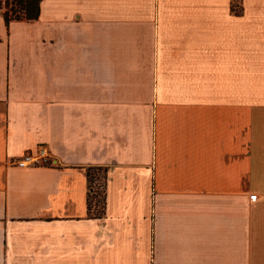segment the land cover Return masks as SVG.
I'll return each mask as SVG.
<instances>
[{"label":"crops","instance_id":"crops-1","mask_svg":"<svg viewBox=\"0 0 264 264\" xmlns=\"http://www.w3.org/2000/svg\"><path fill=\"white\" fill-rule=\"evenodd\" d=\"M0 264H264V0L0 13Z\"/></svg>","mask_w":264,"mask_h":264},{"label":"trees","instance_id":"trees-1","mask_svg":"<svg viewBox=\"0 0 264 264\" xmlns=\"http://www.w3.org/2000/svg\"><path fill=\"white\" fill-rule=\"evenodd\" d=\"M39 3L40 0H0V13L2 14V17L5 22H7L10 19H34L37 18L39 14ZM3 5V9L1 6ZM103 170V179H104V171L105 168L100 166H89L87 167V177L89 180V187H93V173L102 172ZM93 171V172H92ZM103 183V182H102ZM97 187V186H96ZM95 193H99V190ZM95 193H92V199L94 198V203L92 201V205L95 206V210L93 211L96 214L102 213V206L103 203H100L98 206V203L101 201V199L98 198V196H95Z\"/></svg>","mask_w":264,"mask_h":264},{"label":"built area","instance_id":"built-area-1","mask_svg":"<svg viewBox=\"0 0 264 264\" xmlns=\"http://www.w3.org/2000/svg\"><path fill=\"white\" fill-rule=\"evenodd\" d=\"M11 162L18 166H39L49 165L54 161L48 146L45 143H39L36 148L24 151Z\"/></svg>","mask_w":264,"mask_h":264},{"label":"rangeland","instance_id":"rangeland-1","mask_svg":"<svg viewBox=\"0 0 264 264\" xmlns=\"http://www.w3.org/2000/svg\"><path fill=\"white\" fill-rule=\"evenodd\" d=\"M1 8L2 9L4 8L3 5L1 6ZM92 177L94 179L93 182H92L93 187L99 190L100 195H98V198L101 199L102 198V193H103L102 190H101L102 189V182H103V172H101V171L97 172V173L94 172ZM95 192L96 191H94L93 193H95ZM92 201H93V204H94V198L92 199ZM98 204H100V202Z\"/></svg>","mask_w":264,"mask_h":264}]
</instances>
